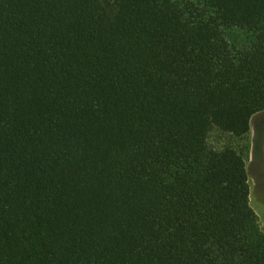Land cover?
Listing matches in <instances>:
<instances>
[{
  "label": "trees",
  "instance_id": "1",
  "mask_svg": "<svg viewBox=\"0 0 264 264\" xmlns=\"http://www.w3.org/2000/svg\"><path fill=\"white\" fill-rule=\"evenodd\" d=\"M262 112L264 0H0V264H264Z\"/></svg>",
  "mask_w": 264,
  "mask_h": 264
},
{
  "label": "rangeland",
  "instance_id": "2",
  "mask_svg": "<svg viewBox=\"0 0 264 264\" xmlns=\"http://www.w3.org/2000/svg\"><path fill=\"white\" fill-rule=\"evenodd\" d=\"M208 143L215 150L233 148L245 156L250 178L251 206L264 231V112L253 117L251 132L247 137L237 139L215 129L211 132Z\"/></svg>",
  "mask_w": 264,
  "mask_h": 264
}]
</instances>
